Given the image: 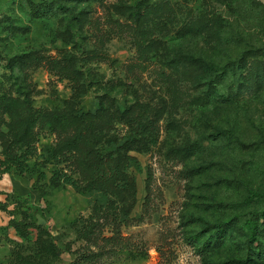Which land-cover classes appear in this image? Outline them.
<instances>
[{"label":"rangeland","instance_id":"1","mask_svg":"<svg viewBox=\"0 0 264 264\" xmlns=\"http://www.w3.org/2000/svg\"><path fill=\"white\" fill-rule=\"evenodd\" d=\"M199 21L202 33L191 30ZM188 56L222 69L243 59V68L210 90ZM51 59L77 74L59 77ZM9 96L73 115L100 105L134 108L131 122L114 120L96 132L102 145L133 137L143 143L130 152L138 159L128 170L136 190L120 200L83 193L75 159L56 154L59 137L39 128L36 154L0 176V264L247 258L239 229L225 243L210 239L216 224L233 220L234 228L264 210V0L230 7L218 0H0V100ZM148 114L157 119L155 143L136 135L139 124L147 132ZM125 204L133 205L128 223L106 221ZM95 206L110 214H96ZM91 223L95 236L87 242L80 230Z\"/></svg>","mask_w":264,"mask_h":264},{"label":"trees","instance_id":"2","mask_svg":"<svg viewBox=\"0 0 264 264\" xmlns=\"http://www.w3.org/2000/svg\"><path fill=\"white\" fill-rule=\"evenodd\" d=\"M66 0H56L58 4H62ZM227 6H232L236 0H218ZM66 10L70 8H65ZM147 13L155 14L156 10L147 11ZM149 20L150 15H143ZM213 21L221 27H225L226 21L220 17L213 15ZM205 29L203 21L197 22L191 27L198 33H202ZM32 58V56H31ZM190 63L201 69L205 74L204 79H210L207 83L211 90L216 85L218 79H225L228 75L236 74V68L239 65L243 68V59L239 63L230 64L228 67L220 68L213 63H208L202 59H197L193 56L184 57ZM22 60V58H19ZM16 61V60H15ZM34 61H37L34 59ZM33 62L25 64V67H31ZM39 63V62H37ZM50 70L61 78L71 79V76L77 74L61 65V62L56 60H48ZM206 77V78H205ZM159 117V112H156ZM134 115V108H117L109 109L104 105L92 113L85 114H67L57 113L47 110L35 108L29 99H21L13 96L6 97L0 100V140L3 144L4 161L0 162L4 171L0 172V176L9 173L13 167L20 168L23 165L22 161H27L28 158L36 154L37 142L39 139V128L48 126L54 134L59 137L56 154L64 156L69 154L75 159L83 181L86 183L83 193L88 191L98 192L106 196L117 197L120 200H125L130 197L136 190V179L132 177L128 170L138 163V159L131 156L130 152L134 150L136 144L141 146L142 138L136 140L132 138L122 144H118L115 139H109L108 144L100 143V132H96L100 125L105 126L111 124L114 120L123 123L131 122ZM148 117L144 118L146 131L141 132V124L136 128V135L146 134L150 139V143H155L157 135V119L151 120ZM151 117V116H150ZM85 126V128H81ZM6 127L8 132H4ZM144 129V130H145ZM24 152L18 156L16 150ZM143 150H147L144 148ZM69 184L77 189L80 186L72 181ZM114 207L111 206V208ZM133 205L123 206L121 215H106V221L112 220L113 224L124 225L128 223ZM108 209H110L108 207ZM96 214L102 213V208L95 206ZM109 213L107 210L102 214ZM110 214V213H109ZM108 217V218H107ZM233 220H226L215 225L216 234L210 240H215L216 244L225 243L228 239H232L234 233L239 229L244 239V248L247 253V258L244 260H231L223 263H207V264H264V243L262 241V233L264 226V210L262 212L252 213L250 218L241 220L234 227ZM94 224L86 225L83 230H80L81 237L87 242H91L94 234ZM229 233V234H228Z\"/></svg>","mask_w":264,"mask_h":264},{"label":"crops","instance_id":"3","mask_svg":"<svg viewBox=\"0 0 264 264\" xmlns=\"http://www.w3.org/2000/svg\"><path fill=\"white\" fill-rule=\"evenodd\" d=\"M2 187L3 186H0V188H2ZM3 219H4L3 215L0 214V226H2L4 224Z\"/></svg>","mask_w":264,"mask_h":264},{"label":"water","instance_id":"4","mask_svg":"<svg viewBox=\"0 0 264 264\" xmlns=\"http://www.w3.org/2000/svg\"><path fill=\"white\" fill-rule=\"evenodd\" d=\"M39 226H44L45 225V221L44 220H42V219H39Z\"/></svg>","mask_w":264,"mask_h":264}]
</instances>
